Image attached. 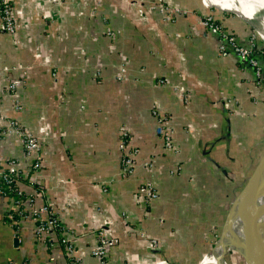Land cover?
<instances>
[{
	"label": "crops",
	"instance_id": "crops-1",
	"mask_svg": "<svg viewBox=\"0 0 264 264\" xmlns=\"http://www.w3.org/2000/svg\"><path fill=\"white\" fill-rule=\"evenodd\" d=\"M164 1L188 11L164 21L155 10H145L140 18L127 0H66L56 6L48 0H15L14 40L0 32V66L24 67V79L20 71L10 73L18 82L22 109H12L0 75V110L41 140L42 164L34 176L63 224L73 230L79 264H100L90 250L105 220L110 238L106 264H194L201 256L199 261L209 258L224 197L234 192L237 198L245 181L242 165L234 160L253 140L256 146L264 138V84L254 83L252 70L234 53L219 55L216 34L199 20L207 7L215 8V18L243 45L253 34L251 25L218 0ZM95 7L107 17L106 24L90 14ZM106 28L116 35L103 37ZM258 61L264 76V59ZM119 64L125 70L117 79ZM173 87L186 91V101ZM152 104L168 116L176 154L162 153ZM120 127L138 148L128 176L119 174ZM262 147L264 140L254 148L255 156ZM150 154L152 170L144 165ZM9 157L25 163L12 135L0 139V166ZM249 158L252 151L242 162ZM176 164L180 173L168 174ZM233 171L237 191L229 180ZM147 180L158 197L142 204L135 189ZM18 185L39 205L36 184L23 177ZM246 202L243 210L248 211ZM7 207L0 195V264H68L56 233L36 238L30 217L21 220L15 239L3 220ZM233 208L220 220V234ZM237 219L248 221L239 213L231 226ZM228 228L223 238H230ZM149 238L160 244L151 248ZM205 259L201 264L208 263ZM263 261L262 254L254 258L255 264Z\"/></svg>",
	"mask_w": 264,
	"mask_h": 264
},
{
	"label": "built area",
	"instance_id": "built-area-1",
	"mask_svg": "<svg viewBox=\"0 0 264 264\" xmlns=\"http://www.w3.org/2000/svg\"><path fill=\"white\" fill-rule=\"evenodd\" d=\"M50 4L56 6L66 0H48ZM80 4L82 0H75ZM15 0H0V32L6 34L11 40H14L16 32V19L13 15ZM142 1H132L134 12L140 18L145 16V8L157 11L164 21H173L175 15L186 14V8L170 5L164 0H156L155 2L149 1L146 6ZM209 10L201 16L199 23L208 31L213 32L217 36L216 51L219 55L225 56L228 52L234 53L239 61L246 63L252 70L253 81L256 85L264 84V76L261 74V67L259 65V57L254 56V48L256 46L255 40L259 39L255 31L249 37L246 44H240L235 36L224 29L222 24L214 17L213 11L215 8L207 7ZM95 9L90 10V14H95ZM111 34V33H109ZM113 35V34H112ZM111 35V36H112ZM258 55L264 59V45L260 43ZM123 64H119L117 79L122 77L124 73ZM13 71H20L21 78L24 79V67L22 64L1 65L0 75H3L5 80V92L9 95L10 104L14 111H20L22 105L16 94L18 82L10 78V73ZM96 75L97 72H96ZM162 78L157 79V83H163ZM181 101H186V91H179L177 87H173ZM225 102H231V99L226 98ZM150 112L156 120L155 133L161 141V147L164 151L176 154L178 148L173 142L174 129L167 122L168 116L166 113L159 111L154 104L150 106ZM229 114H233L232 109L228 110ZM16 137L21 145V154L25 159L24 164L19 163V159L15 157L6 158L0 166V195L5 197L8 201V207L3 215L4 221L13 231V236L17 238L16 231L22 219L30 217L33 221V234L36 238L46 236L50 232H55L57 241L63 249V253L68 264H79V257L74 252V238L73 230L63 224L61 217L55 212L51 204L48 202L44 194L43 187L38 184L35 179V174L41 168V140L35 136L26 126L17 122L12 118H8L0 110V139L7 136ZM118 146L121 151L119 162V174L121 176H128L133 173V158L138 152V148L131 144V135L124 128H119L118 133ZM144 165L152 170L153 167V154H150L148 160ZM173 170L170 171L172 173ZM26 177L34 183L38 195L41 198L39 205L34 204L33 195L25 194L19 187L18 181ZM103 190H105L103 188ZM158 196L157 188L151 180H147L138 184L135 190V199L142 204H147L156 199ZM100 226L96 229L95 244L90 250V254L96 257L100 264H106L107 246L110 238L107 235L109 220L101 222ZM141 236L143 234H140ZM148 245L151 248L157 247L160 241L155 238L148 239ZM52 261V259H51ZM202 261V260H200ZM199 261V262H200ZM54 264V263H53Z\"/></svg>",
	"mask_w": 264,
	"mask_h": 264
},
{
	"label": "rangeland",
	"instance_id": "rangeland-1",
	"mask_svg": "<svg viewBox=\"0 0 264 264\" xmlns=\"http://www.w3.org/2000/svg\"><path fill=\"white\" fill-rule=\"evenodd\" d=\"M127 1L132 2L134 0H127ZM136 1H142V2H144L143 5H145V6H146V3L149 2V0H146V1L136 0ZM152 2H155V0H152ZM95 8H96L95 9V11H96L95 14H97V18L100 20V22H103V24H106L107 17L104 16V13L100 11V8L99 7H95ZM131 8H132V11L134 12L132 5H131ZM144 8L147 11H153L152 9H149L147 7H144ZM114 31L115 30L106 28V29L103 30L102 36L105 37V38H107V39H109V37H111L112 34H115L116 33ZM109 33H111V34H109ZM117 33H118V31H117ZM259 43H261L260 40H259ZM97 74H99V72H97ZM263 140H264V138H262L260 140V142L256 146L253 143L254 142V140H253L251 142L250 148H248L249 150H245L244 152L240 153L235 158V160H234L235 164H239V165L241 164L242 165V168L245 171V174H243L244 175V180H246L247 177L251 174V172L255 168V165H256L258 159L260 158V156L262 155V153L264 151V147H262L260 149V151H259V154L257 156H255V154H254V152H255L254 148L259 149V147L263 143ZM258 145H259V147H258ZM251 151H252V158H251V160L249 158V160H246V161L242 162L246 158V156L249 155V153ZM233 169H234V166H233ZM171 170H173L172 173H170ZM179 170H180V165L179 164H176L175 167H173L172 169H169L168 170V174H170V175H178L180 173ZM229 175H230L229 176V180L233 184L232 186L233 187L236 186V184H234L235 182L233 181V179L236 178L237 172L229 173ZM257 179L254 178L255 181ZM243 182H245V181H243ZM240 183H241V181H240ZM243 184L244 183H242V186H244ZM234 191H237V188L234 187ZM254 191L261 193L262 190H261L260 187H258V188L255 187V188L252 189L251 192H254ZM246 198H247V195H246L245 199ZM224 200H225L226 207L224 208L223 213L220 215V219H218V223L216 224V226L213 227V229L216 230V232L214 231L211 234L212 235L211 236L212 239L209 241V243L211 242V246L207 247L208 251L213 247V245L216 243V241L218 240L219 236L221 235L220 234V230H221V222H220V220L224 219V217L227 214V212L229 210H231V208L233 206V202L235 200V194H234V192L230 193V195H225ZM245 202H246V200H244L242 206L244 205ZM254 202H255V200L253 202H250L249 205H247L248 203L246 202L247 208L252 211V221L255 220V223H256V224H254L255 230H252L253 239H249V241H250L249 242L250 249L248 250L247 258H248V261L250 262V264H255L254 258H257L258 259L259 257H261V253H262L261 250H260V248H259V246L255 243L257 241H255L254 235L257 234V236L259 237V240H258L259 242H257L258 244H261V243L263 244L264 243V225H263V223H261V225L260 224H257V223H260L258 221V219H260V216H259L260 209H257L256 211L254 210L255 206L253 208V205H256V204H254ZM256 208H257V206H256ZM261 217H263V211L261 213ZM237 221H238V219L235 221V223H237ZM238 222L239 223H237V224L234 223L230 227V234L231 235H230V238L228 239L230 244H228V246H226V249L227 250L224 251L223 253L221 252V254H219V256L221 257L222 264H246V261H245L244 257L242 256V253H244L243 252V245L242 244H243V242H245L247 240V238L244 235L243 229L245 227V224L247 225V222L248 221L246 220V222H244L243 220H241V221H238ZM239 224H241V225H239ZM210 232H211V230H210ZM254 232H255V234H254ZM254 247H255V253H256L257 257L254 256L253 251H252ZM240 253H241V255H240ZM214 254H215V250H214L213 254L212 255H209V258H206L205 260L208 263H211V262L212 263H215V261L218 262V263H221L220 258L217 257V259H216L214 257ZM244 256L246 257V255H244ZM199 259H200V257H199ZM202 262H204V260H202L200 262H196L195 264H201Z\"/></svg>",
	"mask_w": 264,
	"mask_h": 264
},
{
	"label": "bare ground",
	"instance_id": "bare-ground-1",
	"mask_svg": "<svg viewBox=\"0 0 264 264\" xmlns=\"http://www.w3.org/2000/svg\"><path fill=\"white\" fill-rule=\"evenodd\" d=\"M218 2H220V4L222 6H224L228 12L235 14L236 16L241 18L242 20L253 25L254 28L256 29V31L264 39V0H218ZM263 166H264V151H263L262 155L260 156V158L258 159V162H257L254 170L245 180V182L243 184L244 186H243L241 192L239 193V195L237 196V200H235V202L233 203L234 208L229 215L225 229H224L223 233L220 235V237L218 238V240L216 241L213 249L210 251V253L208 255H212L214 250H215L214 257L216 259H217V257H219L220 261H221V257L219 256V254H221L222 249H223V252L226 251L227 250L226 246H228V244H229V243L228 244L226 243V241L228 240V237L223 238L224 233L227 232V230L229 229L228 227L231 226V223H232V220L234 219V217L239 214V212L237 211V209L239 208L238 203H239V201L241 202L242 199L245 198L246 195L252 190L253 185H254V181H255L254 178L256 177V175L259 173V171L262 169ZM237 223H239V222H237ZM237 223H235V224H237ZM239 225H241V224H239ZM254 234H255V232H254ZM251 237L253 239V236H251ZM254 239H255V241L259 242L258 241L259 237L257 236V234L254 235ZM257 242H255V243L259 246V248L262 252V257H264V243L258 244ZM242 245H243V252H244V253H242V255H246V257L244 256L246 264H250V262L248 261V258H247L248 250L250 249L249 243L247 241H245V242H243ZM204 259H205V257H203L202 260H204ZM204 264H208V263H204ZM220 264H222V261ZM262 264H264V261Z\"/></svg>",
	"mask_w": 264,
	"mask_h": 264
},
{
	"label": "trees",
	"instance_id": "trees-1",
	"mask_svg": "<svg viewBox=\"0 0 264 264\" xmlns=\"http://www.w3.org/2000/svg\"><path fill=\"white\" fill-rule=\"evenodd\" d=\"M118 7V6H117ZM119 8V7H118ZM213 13H214V11H213ZM216 15V14H215ZM215 15H214V17H215ZM217 19V18H216ZM229 32V31H228ZM229 33H231V32H229ZM232 34V33H231ZM113 38V37H112ZM115 38V37H114ZM113 38V39H114ZM113 39H111V40H113ZM257 46H255V48H254V56H256V57H259V59L261 60V59H263V58H261L260 56H257L258 55V51H259V48H260V44L259 43H257L256 44ZM230 99V98H229ZM230 110V109H229ZM233 110V109H232ZM228 111V110H227ZM162 148V147H161ZM163 150V149H162ZM162 153H165V154H168V155H173L171 152H168V151H164L163 150V152ZM258 162V161H257ZM257 164V163H256ZM256 166V165H255ZM254 168V167H253ZM254 170V169H253ZM252 173V172H251ZM256 179H257V181L254 183V185H253V188H255V187H260L261 188V193L260 192H251L250 191V194H247V199L250 201V202H253L254 200H255V202H254V204H256V205H253V208H254V206H255V208H254V210L256 211L257 209H260V211H259V216H260V219H258V221L259 222H261V223H263V225H264V166L262 167V169L259 171V173L256 175V177H255ZM137 188V187H136ZM252 188V189H253ZM136 190V189H135ZM253 200V201H252ZM256 206H257V208H256ZM262 211H263V217H261V213H262ZM231 227V226H230ZM252 236V234H250V237ZM251 239H252V237H251ZM248 243L250 242L249 241V239H247L246 240ZM209 246H211V242L208 244V247ZM253 254H254V256L255 257H257V255H256V253H255V247L253 248ZM262 254V253H261ZM202 257V256H201ZM200 257V258H201ZM259 258H261V257H259ZM196 262H199V258H198V260H196ZM195 262V263H196ZM194 263V264H195Z\"/></svg>",
	"mask_w": 264,
	"mask_h": 264
},
{
	"label": "water",
	"instance_id": "water-1",
	"mask_svg": "<svg viewBox=\"0 0 264 264\" xmlns=\"http://www.w3.org/2000/svg\"><path fill=\"white\" fill-rule=\"evenodd\" d=\"M248 23V22H247ZM249 25H251L250 23H248ZM251 27L253 28V30L257 33V35H258V38H259V40H260V42L264 45V39L262 38V36L256 31V29L254 28V26L253 25H251ZM236 198V197H235ZM236 200H237V198H236ZM244 200H246L245 198H243L242 199V201L240 202L239 201V203H238V209H237V211L240 213V215L245 219V217L247 216V219H248V222H247V224L248 225H246L245 224V227H244V229H243V232H244V235H245V237L247 238V239H251V237H250V234H251V231L252 230H254L255 228H254V223L251 221V210H248V211H245V210H243V206H242V202L244 201ZM235 201V200H234ZM238 202V201H237ZM248 212V213H247ZM240 255H241V253H240ZM243 257H244V255H242Z\"/></svg>",
	"mask_w": 264,
	"mask_h": 264
}]
</instances>
